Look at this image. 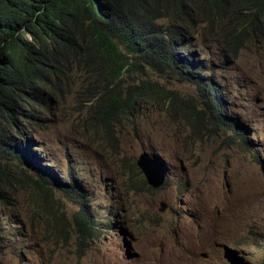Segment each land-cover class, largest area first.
I'll list each match as a JSON object with an SVG mask.
<instances>
[{"label": "rangeland", "instance_id": "obj_1", "mask_svg": "<svg viewBox=\"0 0 264 264\" xmlns=\"http://www.w3.org/2000/svg\"><path fill=\"white\" fill-rule=\"evenodd\" d=\"M243 25L242 13L225 14L193 42L192 58L246 127L248 151L170 71L143 67V102L126 115L106 113L94 84L70 70L61 102L27 136L39 163L73 178L88 211L114 226L93 220L80 245L75 198L37 186L17 162L16 182L0 187V264H264V42ZM142 151L165 170L160 187L137 168Z\"/></svg>", "mask_w": 264, "mask_h": 264}, {"label": "trees", "instance_id": "obj_2", "mask_svg": "<svg viewBox=\"0 0 264 264\" xmlns=\"http://www.w3.org/2000/svg\"><path fill=\"white\" fill-rule=\"evenodd\" d=\"M232 11L242 13L243 26L264 42V0H0V187L13 185L17 162L26 163L37 186L49 184L75 198L79 244H86V228L97 218L87 210L81 186L41 165L27 136L61 102L70 70L94 84L108 114H131L143 102V67L170 71L196 86L248 151L246 127L226 114L217 83L205 74L209 66L192 58L197 37ZM163 17L167 22L156 24ZM112 222L101 229L109 231Z\"/></svg>", "mask_w": 264, "mask_h": 264}, {"label": "water", "instance_id": "obj_3", "mask_svg": "<svg viewBox=\"0 0 264 264\" xmlns=\"http://www.w3.org/2000/svg\"><path fill=\"white\" fill-rule=\"evenodd\" d=\"M137 166L142 170L148 184L152 187L160 186L163 182L164 172L160 165L149 157L147 152L142 151L136 160Z\"/></svg>", "mask_w": 264, "mask_h": 264}, {"label": "clouds", "instance_id": "obj_4", "mask_svg": "<svg viewBox=\"0 0 264 264\" xmlns=\"http://www.w3.org/2000/svg\"><path fill=\"white\" fill-rule=\"evenodd\" d=\"M146 152V151H145ZM147 154L149 155V157L150 158H152L153 160H155L159 165H160V168H161V170L163 171V167H162V165H161V163H160V161H159V159L156 157V156H154V155H150L148 152H147ZM138 158V157H137ZM137 158H136V160H137ZM158 160H157V159ZM136 160H135V164H136ZM136 166H137V164H136ZM137 168L139 169V171L141 172V174H142V176L144 177V179H145V181H146V184L149 186V187H151V188H157V187H160L162 184H163V182H162V184L160 185V186H157V187H152L150 184H148V182H147V180H146V177H145V175L143 174V172H142V170L137 166ZM164 177H165V170H164ZM143 182H144V180H143ZM147 186V187H148ZM163 208H165V207H163ZM163 208H161V210L163 209ZM87 210H88V204H87ZM78 211H79V209H78ZM90 212V211H89ZM90 214H92L91 212H90ZM94 217H96V216H94ZM97 218V217H96ZM103 219V218H102ZM101 219V223H102V225L100 224L99 226H100V228H101V226H103L104 224H106V223H108L109 222V219H112V218H104V221ZM94 220H96V219H94ZM113 220V219H112ZM97 222H99L100 223V220L97 218V220H96ZM91 225H93V221H92V223H91ZM114 226V223L112 222V227ZM120 229L123 231V232H126V230L122 227V226H120ZM79 230H80V228H79ZM86 230V229H85ZM90 233H91V228H90ZM105 231H107V230H105ZM111 231V229L109 230V232ZM87 232V231H86ZM81 233V232H80ZM91 237V236H90ZM88 238H89V236H88ZM91 239H93L92 237H91ZM94 240V239H93ZM88 241V240H87Z\"/></svg>", "mask_w": 264, "mask_h": 264}, {"label": "bare ground", "instance_id": "obj_5", "mask_svg": "<svg viewBox=\"0 0 264 264\" xmlns=\"http://www.w3.org/2000/svg\"><path fill=\"white\" fill-rule=\"evenodd\" d=\"M87 8V7H86ZM200 25V24H199ZM206 93V92H205ZM221 110V109H220ZM133 113V112H132ZM127 115V114H126ZM116 117V116H115ZM118 118V117H117ZM92 121V120H91ZM94 121V120H93ZM91 126V125H90ZM96 126V125H95ZM107 134V133H106ZM112 139V138H111ZM116 141V140H115ZM118 141V140H117ZM114 144V143H113ZM115 145V144H114ZM134 163V162H133ZM164 172V171H163ZM163 181H164V178H163ZM38 202V201H37ZM40 207V206H39ZM165 207V204L164 202L162 203V206L161 208ZM38 209V208H37ZM83 213V212H82ZM85 214V213H84ZM82 223V222H80ZM78 226V225H77ZM89 227V226H88ZM91 227V226H90ZM86 229H89V228H86ZM84 230V229H83ZM89 232V231H88ZM90 234V233H89ZM92 235V234H91ZM101 237V236H100ZM82 243V242H81ZM87 245V244H86ZM105 245V244H104ZM101 246V245H100ZM102 247V246H101ZM105 247V246H104ZM83 251V250H82ZM102 252V251H101ZM101 260V259H100Z\"/></svg>", "mask_w": 264, "mask_h": 264}]
</instances>
